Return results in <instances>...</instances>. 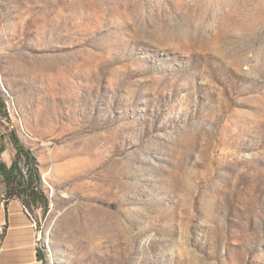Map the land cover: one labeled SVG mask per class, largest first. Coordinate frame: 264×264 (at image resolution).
I'll return each mask as SVG.
<instances>
[{
    "label": "rangeland",
    "instance_id": "374dc122",
    "mask_svg": "<svg viewBox=\"0 0 264 264\" xmlns=\"http://www.w3.org/2000/svg\"><path fill=\"white\" fill-rule=\"evenodd\" d=\"M0 90L41 264H264V0H0Z\"/></svg>",
    "mask_w": 264,
    "mask_h": 264
},
{
    "label": "crops",
    "instance_id": "0c3cea01",
    "mask_svg": "<svg viewBox=\"0 0 264 264\" xmlns=\"http://www.w3.org/2000/svg\"><path fill=\"white\" fill-rule=\"evenodd\" d=\"M22 203L13 196L5 205L0 204V223L7 222L0 237V264H41L37 259L35 228Z\"/></svg>",
    "mask_w": 264,
    "mask_h": 264
},
{
    "label": "built area",
    "instance_id": "2783aa9c",
    "mask_svg": "<svg viewBox=\"0 0 264 264\" xmlns=\"http://www.w3.org/2000/svg\"><path fill=\"white\" fill-rule=\"evenodd\" d=\"M1 114L6 115V113H4L2 111H1ZM1 163H2V161H1V157H0V177L2 176V174H1ZM11 197H13V196H11L8 193V189L5 185V183L0 184V204L5 205L10 200ZM21 206H22L23 211L26 214H28V216H30V212H29L28 207L24 203H22ZM32 224L34 225V228H36L35 224L34 223H32ZM6 226H7L6 220H4L0 223V237L4 233ZM36 234H37V231L35 232V235ZM36 240H38V237H36Z\"/></svg>",
    "mask_w": 264,
    "mask_h": 264
},
{
    "label": "trees",
    "instance_id": "16d2710c",
    "mask_svg": "<svg viewBox=\"0 0 264 264\" xmlns=\"http://www.w3.org/2000/svg\"><path fill=\"white\" fill-rule=\"evenodd\" d=\"M0 109H2V111L4 112V113H6V115H4V117L5 118H8V116H9V111H8V108L6 107V105H5V102H4V100H3V92L0 90ZM1 111V110H0ZM15 146H16V148L18 149V151H20V152H22L21 150H20V147H19V145L17 144V142L15 143ZM3 169H4V165H3V163H1V172L3 171ZM8 189V188H7ZM8 193L11 195V192H10V190L8 189ZM11 196H14V195H11ZM38 255L41 257L40 259H42L43 260V258H42V256H41V254L39 253V251H38ZM43 264V263H42Z\"/></svg>",
    "mask_w": 264,
    "mask_h": 264
},
{
    "label": "bare ground",
    "instance_id": "6f19581e",
    "mask_svg": "<svg viewBox=\"0 0 264 264\" xmlns=\"http://www.w3.org/2000/svg\"><path fill=\"white\" fill-rule=\"evenodd\" d=\"M6 102H8V101H6Z\"/></svg>",
    "mask_w": 264,
    "mask_h": 264
}]
</instances>
